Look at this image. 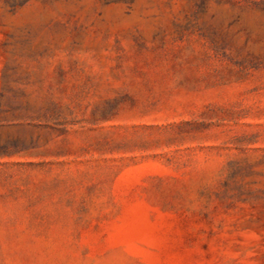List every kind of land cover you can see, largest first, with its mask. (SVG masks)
<instances>
[{"label": "rangeland", "instance_id": "obj_1", "mask_svg": "<svg viewBox=\"0 0 264 264\" xmlns=\"http://www.w3.org/2000/svg\"><path fill=\"white\" fill-rule=\"evenodd\" d=\"M0 264H264V0H0Z\"/></svg>", "mask_w": 264, "mask_h": 264}]
</instances>
